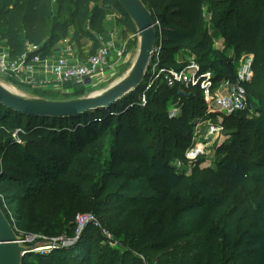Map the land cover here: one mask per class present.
Listing matches in <instances>:
<instances>
[{"label": "trees", "instance_id": "trees-1", "mask_svg": "<svg viewBox=\"0 0 264 264\" xmlns=\"http://www.w3.org/2000/svg\"><path fill=\"white\" fill-rule=\"evenodd\" d=\"M142 1L159 26L155 25L156 46L161 47L162 67L167 68L172 53L184 47L200 55L202 70H212L216 82L235 80L228 58L212 48L206 5L236 52L254 55L253 76L244 83L249 109L224 117V126L232 133L218 148L221 159L216 167L195 164L185 172L173 164L187 160L196 121L205 114L200 85L177 83L171 88L164 83L143 101L142 95L151 92L145 90V78L116 104L72 118L26 116L0 103V163L5 164L13 153L25 162L23 179L0 169V183H16L12 186L13 201H20L16 215L25 220L28 207L40 212L31 229L47 235L75 234L73 197L88 201L99 221L113 227L132 211L139 218L156 215L141 239L129 241L131 247L120 260L108 252L109 264H143L133 254L135 249L149 264H264V209L256 210L252 196L264 195V0ZM111 7L121 15L118 24L128 32L136 29L117 0H0V43L7 45L12 57L37 47L31 55L42 58L51 55V47L66 39L71 28L72 41L79 48L85 37L98 43L94 34L106 32ZM209 56L213 62L207 60ZM169 93H180L182 111L164 122L162 108ZM250 110L255 113L252 118ZM71 122L76 125L71 127ZM107 133L116 139V146H110L114 150L104 166L99 146L79 145ZM14 134L24 142L22 146L12 139ZM60 150L77 158V163L65 164ZM93 150L91 169L99 175L84 172L86 154ZM30 166L35 172L29 171ZM29 176L35 178V186H27ZM67 178L78 179V190L71 198L55 193L58 181ZM246 186L251 187L249 196L243 192ZM95 227L91 223L82 232L84 254L72 256V248L58 251L56 258L66 264H91L88 242ZM41 253H28L23 264H36L30 257Z\"/></svg>", "mask_w": 264, "mask_h": 264}, {"label": "rangeland", "instance_id": "rangeland-1", "mask_svg": "<svg viewBox=\"0 0 264 264\" xmlns=\"http://www.w3.org/2000/svg\"><path fill=\"white\" fill-rule=\"evenodd\" d=\"M108 14L111 16L112 21L109 24L110 29L112 27V24L115 23V21L121 17L119 12H117L113 7H111L108 10ZM205 17L208 23L209 28V36L211 39V45L212 48L215 50L220 51L222 54H224L228 60L230 66H232L235 70L237 66L240 65V61L247 53L245 52H236L235 48L232 46L231 42L229 41L228 37L223 33V29L220 27H217L216 24L213 22L212 19V13H211V6L206 5L205 6ZM157 28L159 26L156 25ZM156 28V29H157ZM132 37L126 42V44L121 48V54L119 57V62H112L109 59V63L106 67L101 70L93 79L91 82H89L87 85H77V84H60L57 83L51 78L50 75H47L45 78V81H37L32 84L21 82L22 80L17 79L15 77H10L8 75L0 73V84H2L4 87L9 89L11 92L26 97V98H45L50 100H70V99H78V98H84L96 95L98 93L104 92L108 88H110L115 83L119 82L123 78H125L131 71L133 65L135 64L139 52H140V34L138 32L137 26L135 30L131 31ZM105 35V34H104ZM84 42H87L84 40ZM89 47L87 51L81 50V53L78 51H73L72 54L68 53L62 54L63 56H70L74 57L76 59H79L81 62H85L89 59L91 55L97 52V50L100 47L108 46L111 49V45L103 42V43H96L94 39L89 41ZM158 47V45H157ZM4 49V47H0V49ZM61 55V56H62ZM59 56V57H61ZM157 56V53L156 55ZM58 57V58H59ZM157 59V58H156ZM156 59L152 60L151 66L149 68V72L146 77V89H148V86L152 84L149 88H151L150 95L143 94L142 100L146 101L148 99V96H153V90L156 86L166 83L167 86L168 83L164 79V73H159L158 68H153L154 61L156 62ZM161 59V58H160ZM200 55L195 54L189 49H186L184 47L177 48L174 53H172V59L167 63L166 69H172L176 71H183L186 72L187 76L191 75L192 72V66L195 64H198L201 67V63L199 61ZM210 62H213V58L211 56L208 57ZM209 71V70H207ZM212 72V70H210ZM42 72V71H41ZM213 73V72H212ZM214 75V74H213ZM42 79L43 73L39 75ZM183 84V83H182ZM170 87V86H169ZM153 94V95H152ZM164 106L162 108V114H163V121H169L170 116L179 115L182 111L181 106V96L180 93L175 94H168L164 98ZM223 116V120H224ZM220 120V119H219ZM75 122H71L70 126H75ZM196 126L194 127L193 133H197ZM232 133V129H228L225 127V129L220 132L218 135L210 136L209 139H205L208 136V128L204 123L200 126L199 132H198V138L196 140H193L189 145V147L186 150L189 151L191 148H194L196 144H198L202 150V153L198 156V158L192 162L190 160H174L173 164L177 167L179 171H185L190 172L195 164H199L200 166H206V167H216V164L218 161H220L221 156L219 155L218 148L219 146L225 141L230 139V134ZM193 134V135H194ZM12 139L15 141L17 146H22L24 142H21L18 135L14 134L12 135ZM79 146H99L98 150L100 149L103 152L104 160L101 161L102 165H106V160L110 159V152H112V149L110 146H116V139H114L113 135L110 133L101 135L97 137L94 141L87 142V143H81ZM89 147V148H90ZM94 148V147H93ZM90 148V149H93ZM97 149V148H94ZM90 151V150H89ZM95 151L89 152V154H86V160H84L86 164L89 166H84L85 171L84 172H90L95 175H99V172L91 169V158H93ZM185 153V157L186 154ZM60 154L63 155V162L66 164L70 162L71 164L77 163V158H69L67 154L63 152V150H60ZM34 160V159H33ZM30 162V161H29ZM38 163L39 161H35ZM42 167H44V163H39ZM87 168L89 171H87ZM0 169H6L8 171L14 172L15 177L18 180L23 179V173L25 172V162L22 160V156L17 155L13 153L10 157H8L5 160V164L0 163ZM47 169L51 172H54L55 170L47 167ZM56 169V168H55ZM36 169H33V166H30V172L33 173V171ZM35 172V171H34ZM249 175H252L250 173ZM76 180V181H75ZM77 180L78 179H70L67 178L63 181H58V186L56 187L55 193L58 192V194H65L67 193L70 198L72 196H75V192L78 190L77 186ZM7 182V181H6ZM16 183H9V184H2L0 183V204L1 207L8 219L10 220L11 225L13 226L17 236L19 237V240L23 241L22 245L27 247H35V249H39L42 252L40 256L38 257H30L31 260L36 262V264H66L65 262L59 261L55 254H57L60 250H69L73 249L71 251L72 256H76L79 254H84V247L82 244L83 242V234L77 232V225L75 228V234L73 236H68L66 233L62 234H53V235H47L44 231L34 230L31 229V225L33 224L34 217L38 215L40 212H33L32 209H26L24 211V217L21 219L19 215H16V207L19 205L20 201L14 202L13 201V194H14V188ZM26 184L28 187L35 186L36 181L35 178L32 176H29L26 178ZM93 186H96L98 183H91ZM53 191V190H52ZM243 192L245 195H250L251 187L246 186L243 189ZM254 200L256 201L255 208L257 211L262 212L263 211V200L264 195L260 194L259 192H255L254 195L252 194ZM76 199H73L74 207L76 214L75 216L79 214L84 213H92L96 214L94 211H92V205L81 198V197H73ZM30 202V201H29ZM21 213V212H20ZM156 215H154L152 218H148V213L145 214L143 217L139 218L135 211L130 212L126 218H124L122 221L119 222L118 226H109L103 221L100 222V226L95 227V235L94 237L88 242V246L90 248V259L91 264H109L108 263V252L112 253V256L120 260L122 258L124 252L127 248L131 247L129 241L131 239H141L142 235L141 232L152 222V219ZM99 220V219H98ZM76 221V218H75ZM107 222V221H106ZM76 224V223H75ZM32 233V234H31ZM43 247H46V249H43ZM82 247V248H81ZM76 248V249H75ZM132 249H134L132 247ZM46 250V251H45ZM36 252V251H35ZM133 254L141 258V261L143 264H149L147 258L140 257V253L138 250L135 249L133 251ZM34 256V255H33ZM137 258V259H138ZM82 261V260H81Z\"/></svg>", "mask_w": 264, "mask_h": 264}, {"label": "built area", "instance_id": "built-area-1", "mask_svg": "<svg viewBox=\"0 0 264 264\" xmlns=\"http://www.w3.org/2000/svg\"><path fill=\"white\" fill-rule=\"evenodd\" d=\"M36 50L38 48L34 47L22 56L12 57L9 49H0V73L29 84L45 81L46 76L50 75L55 82L60 84L87 85L108 65L111 52L110 47L103 46L85 62L70 56H61L50 62L42 58L40 54L31 55ZM156 53L157 56H155ZM155 55L153 58L154 60L157 59L152 67L158 68L159 73L165 74L164 79L171 88L175 87L177 83H183L186 86L200 85L203 91L205 114L196 121L197 133L193 135V140L198 138L199 128L203 123L208 128V136L205 139H209L210 136L218 135L225 129L223 116H230L249 109L244 83L250 81L253 76V54L247 53L242 58L240 65L235 68L236 78L234 81L224 79L219 82L214 80V75L210 70L204 71L198 64L192 66L190 76H187L186 72L183 71L162 67L160 46H156ZM39 71L43 73L42 79L38 75ZM254 115L255 113L250 110L248 117L252 118ZM201 153L200 146L196 144L194 148L187 151L186 159L194 162ZM91 223L100 226L98 218L92 213L77 215V232L82 233ZM20 242L23 243L21 240ZM39 249H34V251L38 252Z\"/></svg>", "mask_w": 264, "mask_h": 264}, {"label": "water", "instance_id": "water-1", "mask_svg": "<svg viewBox=\"0 0 264 264\" xmlns=\"http://www.w3.org/2000/svg\"><path fill=\"white\" fill-rule=\"evenodd\" d=\"M117 1L137 26L141 38L139 56L125 78L104 92L70 100L26 98L0 84V103L26 116L72 118L97 109L108 108L140 87L147 77L155 55L158 39L156 24L151 11L142 0ZM35 247L22 245L0 205V264H23L25 256L34 251Z\"/></svg>", "mask_w": 264, "mask_h": 264}, {"label": "crops", "instance_id": "crops-1", "mask_svg": "<svg viewBox=\"0 0 264 264\" xmlns=\"http://www.w3.org/2000/svg\"><path fill=\"white\" fill-rule=\"evenodd\" d=\"M112 18L108 14L107 20H106V32L104 34L95 33V38L99 43L106 42L111 45V52H110V60L114 63L119 60L120 54H121V48L126 44V42L132 37L131 32H128L126 27L122 26L121 24H118L117 21L112 24V27L109 28V24L111 23ZM74 34V28H71L70 35L66 39H62L58 41L56 44H54L51 47V55L45 57L46 61H54L62 54H67L72 52L78 51L81 53V50L87 51L89 47V41H91V38L85 37L82 41L83 46L79 48L74 41H72ZM86 40L87 42H84ZM0 47H4L8 49L7 45L5 43H0ZM33 47L29 48L32 50ZM63 56V55H62ZM119 62V61H118ZM38 75H40L42 72L39 71ZM42 77V76H41Z\"/></svg>", "mask_w": 264, "mask_h": 264}, {"label": "bare ground", "instance_id": "bare-ground-1", "mask_svg": "<svg viewBox=\"0 0 264 264\" xmlns=\"http://www.w3.org/2000/svg\"><path fill=\"white\" fill-rule=\"evenodd\" d=\"M46 247H43V249H45Z\"/></svg>", "mask_w": 264, "mask_h": 264}]
</instances>
